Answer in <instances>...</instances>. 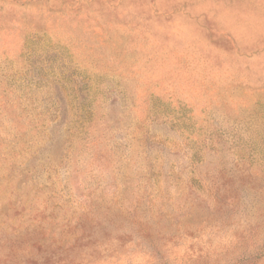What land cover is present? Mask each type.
<instances>
[{
  "label": "rangeland",
  "instance_id": "1",
  "mask_svg": "<svg viewBox=\"0 0 264 264\" xmlns=\"http://www.w3.org/2000/svg\"><path fill=\"white\" fill-rule=\"evenodd\" d=\"M0 264H264V0H0Z\"/></svg>",
  "mask_w": 264,
  "mask_h": 264
}]
</instances>
